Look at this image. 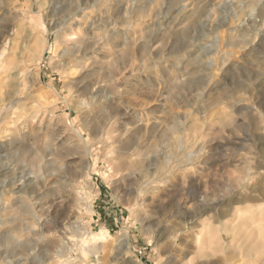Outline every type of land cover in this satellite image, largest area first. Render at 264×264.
Returning <instances> with one entry per match:
<instances>
[{"label":"rangeland","instance_id":"374dc122","mask_svg":"<svg viewBox=\"0 0 264 264\" xmlns=\"http://www.w3.org/2000/svg\"><path fill=\"white\" fill-rule=\"evenodd\" d=\"M261 172L264 0H0V264H264Z\"/></svg>","mask_w":264,"mask_h":264},{"label":"bare ground","instance_id":"6f19581e","mask_svg":"<svg viewBox=\"0 0 264 264\" xmlns=\"http://www.w3.org/2000/svg\"><path fill=\"white\" fill-rule=\"evenodd\" d=\"M87 1V0H86ZM86 4V3H85ZM75 20V19H74ZM76 43V42H75ZM84 49V48H83ZM261 173H263V174H261V175H264V172H261ZM108 233H106V235H107ZM97 235V234H96ZM102 235H103V233H102ZM244 256L246 257V256H248L249 254H248V252L247 251H244ZM259 255H262L263 256V258H264V253H261V254H259ZM133 262H134V264H136V261L135 260H133Z\"/></svg>","mask_w":264,"mask_h":264}]
</instances>
